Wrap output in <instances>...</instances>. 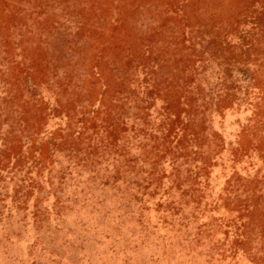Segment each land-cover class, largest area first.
Returning <instances> with one entry per match:
<instances>
[{"label":"rangeland","instance_id":"1","mask_svg":"<svg viewBox=\"0 0 264 264\" xmlns=\"http://www.w3.org/2000/svg\"><path fill=\"white\" fill-rule=\"evenodd\" d=\"M0 264H264V0H0Z\"/></svg>","mask_w":264,"mask_h":264}]
</instances>
